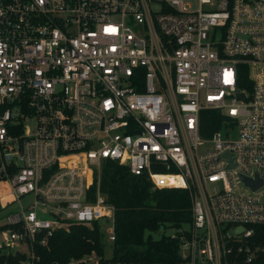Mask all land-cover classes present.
Segmentation results:
<instances>
[{"label": "built area", "instance_id": "built-area-1", "mask_svg": "<svg viewBox=\"0 0 264 264\" xmlns=\"http://www.w3.org/2000/svg\"><path fill=\"white\" fill-rule=\"evenodd\" d=\"M105 160L189 190L182 264L264 253V0H0V252L37 264L71 222L112 243Z\"/></svg>", "mask_w": 264, "mask_h": 264}, {"label": "trees", "instance_id": "trees-1", "mask_svg": "<svg viewBox=\"0 0 264 264\" xmlns=\"http://www.w3.org/2000/svg\"><path fill=\"white\" fill-rule=\"evenodd\" d=\"M223 118L220 110H204L203 135L220 128ZM98 173L92 193L99 188L114 207L115 240L107 241L100 220L91 225L71 222L55 230L46 244L36 245L37 264H89L83 258L92 253L99 257L92 264H182L179 239L172 232L192 219L189 190L153 189L147 176L111 160H105ZM257 232H264V225L257 226ZM21 260L12 251L0 252V264H21ZM253 264H264V253Z\"/></svg>", "mask_w": 264, "mask_h": 264}, {"label": "rangeland", "instance_id": "rangeland-1", "mask_svg": "<svg viewBox=\"0 0 264 264\" xmlns=\"http://www.w3.org/2000/svg\"><path fill=\"white\" fill-rule=\"evenodd\" d=\"M99 173V175H100V169H99V171H98ZM163 178H165V177H163ZM152 188H154L155 189V187L154 186H152ZM32 198V196H25V197H22L21 198V201H22V203L24 204V205H27V204H29V200ZM18 209H16V208H13L12 206H10L9 208H8V210H6V212H8V211H10V212H15V211H17ZM6 221V213L5 214H0V223H3V222H5ZM185 226H187V224L185 225ZM170 231V229H168L167 230V232H169ZM171 231H175V229H172ZM155 236H158V234H155ZM111 252H112V249H111V246L110 245H108L107 246V255H110L111 254Z\"/></svg>", "mask_w": 264, "mask_h": 264}, {"label": "water", "instance_id": "water-1", "mask_svg": "<svg viewBox=\"0 0 264 264\" xmlns=\"http://www.w3.org/2000/svg\"><path fill=\"white\" fill-rule=\"evenodd\" d=\"M239 96H241V94H239ZM226 156H229V153H225ZM233 165H235V159H232L231 160V163L229 165V167H233ZM248 183H250V185L253 187V188H256L260 183L258 181H249L247 180ZM16 254L20 255L19 252H17Z\"/></svg>", "mask_w": 264, "mask_h": 264}, {"label": "bare ground", "instance_id": "bare-ground-1", "mask_svg": "<svg viewBox=\"0 0 264 264\" xmlns=\"http://www.w3.org/2000/svg\"><path fill=\"white\" fill-rule=\"evenodd\" d=\"M161 178V177H160Z\"/></svg>", "mask_w": 264, "mask_h": 264}]
</instances>
